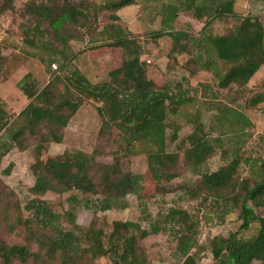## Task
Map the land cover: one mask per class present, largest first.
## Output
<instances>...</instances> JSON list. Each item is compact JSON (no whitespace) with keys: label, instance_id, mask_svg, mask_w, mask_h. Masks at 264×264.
<instances>
[{"label":"trees","instance_id":"16d2710c","mask_svg":"<svg viewBox=\"0 0 264 264\" xmlns=\"http://www.w3.org/2000/svg\"><path fill=\"white\" fill-rule=\"evenodd\" d=\"M177 1L164 12V30L150 36L155 40L165 36L171 39L170 69L173 71L184 56L187 59L180 69L190 78L197 79L206 71L212 74L218 89H247L257 74L264 71L262 20L252 14H236L237 0ZM136 2L106 0L93 9L81 0H27L22 17L31 25L23 26L24 43L33 48L46 47L47 25L54 41L65 43V49L53 50L59 57L47 62L52 77L44 88H39L31 72L18 82V89L30 103L15 121L12 122L13 116L0 99V168L3 158L15 147L28 149V138L37 140L34 150L37 160L47 145L62 143L71 120L89 101L96 103L102 119L98 136L108 143L112 162H98L99 149L92 153L68 150L49 165L37 161L32 166L35 183L31 192L38 196L69 194L70 210L60 214L48 201L29 200L24 209L30 217L18 216L8 229L10 232L21 230L24 243L9 245L0 240V264H96L106 260L107 264H151L141 242L168 231L176 235L181 264H204L193 252L200 247L201 222L184 210L159 213L148 228L136 221H115L107 233L98 225L99 212L127 209L129 196L138 199L145 213L148 173L152 176L155 194H163L174 191L170 186L172 181L184 172L198 177L195 182L180 186L185 194L200 203L211 199L226 208V213L237 212L241 222L236 232L212 240V264H264V159L258 163L251 157L244 158L239 148L230 155L220 131L228 124L231 128L242 126L243 132L251 128L252 121L245 113L225 103L212 104L217 111L214 120L219 126L218 135L209 132L201 121V114L197 113L187 120L192 126V133L187 137L188 147L181 152L171 151L170 143L179 140L181 127L171 123L169 117H178L180 109L194 103L195 98L190 96L183 81L159 86L150 79L142 60L143 47L121 27L115 28L116 34L109 41L91 47L122 51V63L109 73L107 81L93 82L76 68L67 70L76 57L69 51L72 38L67 33L69 27H85L93 20L97 25L101 13H117ZM15 3L16 0H0V16L14 11ZM191 12L197 20L205 19L199 39L185 31L171 30L180 13ZM93 13L96 15L91 20ZM112 19L119 20V17L112 16ZM217 20H236L238 25L227 35H212L208 29ZM54 61L60 62L59 71H52ZM5 62L0 50V72ZM261 79L260 91L246 101L249 109L264 105V76ZM169 130L173 131L170 138ZM216 154L223 156L226 163L216 171L204 172L205 164ZM140 155L148 163L144 174L131 170V159ZM242 165L250 170L258 167L255 181L240 177ZM10 173L11 168L5 172L8 176ZM77 207H84L95 215L87 230L75 224ZM70 218L73 230L61 224ZM176 227L180 229L176 231ZM252 230L254 235L246 239L245 235Z\"/></svg>","mask_w":264,"mask_h":264},{"label":"rangeland","instance_id":"374dc122","mask_svg":"<svg viewBox=\"0 0 264 264\" xmlns=\"http://www.w3.org/2000/svg\"><path fill=\"white\" fill-rule=\"evenodd\" d=\"M84 5L93 9L105 4L106 0H81ZM177 0H137L136 4L127 7L117 13L103 12L99 15L98 24L94 21L96 13L91 15L93 22L85 27L71 26L67 33L72 38L69 41V51L76 55L73 63L67 70L78 69L89 80L93 82H103L109 79V73L119 67L122 63L121 49H96L91 48L97 43L109 41L116 34V27L125 29L143 47L144 55L142 60L146 63L149 78L157 85H165L183 81L185 88L190 92V96L195 98V102L180 109L178 117L170 116L169 121L181 127L179 140L170 143L171 151H183L188 147L187 137L192 133V126L188 124L189 119L195 114H201V121L207 126L213 136L218 135L217 122L214 120L217 111L212 108L214 105L225 103L235 109L245 113L252 121V127L246 131H241L242 126L236 125L231 128L228 124L220 131L230 155L240 149L244 158L251 157L252 160L260 163L264 159V105L249 109L246 101L253 93L260 91L258 86L264 71L255 77L247 89L233 88L231 90H221L217 88L212 74L202 72L197 79H192L189 74L180 69L187 57H180L179 65L170 69L169 54L172 49V42L168 36L155 40L151 35L164 30L163 16L167 9L177 4ZM27 0H16L15 10L0 16V50L5 56L6 62L3 71L0 72V99H2L10 112L12 122L17 119V115L30 103V101L18 89L17 84L22 77L31 72L39 84V88H44L51 80L52 74L47 69V62L55 60L53 50L62 51L65 43L55 42L54 35L47 25L46 47L33 48L24 43L23 26L31 24L22 17ZM236 14H252L258 17L264 16V0H237L235 3ZM118 16L119 20L112 19ZM205 25V19L197 20L195 13H180L173 22L171 30L185 31L196 39L201 38V30ZM238 25L236 20L215 21L208 29L212 35H227ZM170 30V29H168ZM91 31V34L89 33ZM45 60L46 63L43 61ZM60 70V62L54 61ZM264 70V69H263ZM187 80L188 82H186ZM256 88V89H254ZM102 119L96 110V103H85L76 116L71 120L70 125L65 130L64 140L60 144L51 143L46 146V150L39 160L35 155L36 139L28 138V149L22 150L15 147L6 157L3 158L0 168V240L9 245L24 243L21 230L10 232L9 225L15 223L18 216L28 219L30 213L24 209L26 203L32 198L50 202L54 211L65 214L70 210L67 201L69 194L47 193L43 196L35 195L31 192V187L35 183V176L32 166L38 161L41 165H49L55 158L68 150L83 151L92 153L96 149L100 150L97 161L101 163H111L110 147L108 143L99 139V130ZM172 130V129H171ZM168 131V138L172 132ZM226 160L220 154H216L205 164L204 172L216 171L224 165ZM11 168L10 175L5 172ZM148 169L147 159L140 155L131 159V170L137 174H144ZM259 173L258 167L250 170L245 165L240 169V177L253 182ZM198 177L191 172H184L183 175L172 181L174 191L163 194H155V187L150 173L147 174L145 182V203L146 211L142 210L138 199L129 196L128 208L125 210H111L99 212L98 225L105 229L107 233L112 230L115 221H136L141 223L143 228H148L150 223L157 218L159 213L167 212L171 209L184 210L194 219L201 222L200 225V247L193 252L201 263L212 264L213 256L211 242L217 236L227 237L229 233L236 232L241 225L237 212L226 213V208L216 204L211 199L206 203L199 200H192L180 189L183 184L195 182ZM75 224L83 230H87L95 219L92 211L77 207ZM264 215V212H262ZM68 219V218H67ZM67 219L62 221L63 228L73 230V224ZM172 225L170 228H173ZM180 227H176V231ZM174 229L171 230L173 232ZM254 231L245 235L250 239ZM175 234L169 231L166 234L152 235L141 242L142 248L146 251L151 264H181L182 258L177 252V241ZM109 261H99L96 264H107ZM259 264V263H254Z\"/></svg>","mask_w":264,"mask_h":264},{"label":"built area","instance_id":"2783aa9c","mask_svg":"<svg viewBox=\"0 0 264 264\" xmlns=\"http://www.w3.org/2000/svg\"><path fill=\"white\" fill-rule=\"evenodd\" d=\"M52 71H58V66H57V64H53L52 65Z\"/></svg>","mask_w":264,"mask_h":264},{"label":"crops","instance_id":"0c3cea01","mask_svg":"<svg viewBox=\"0 0 264 264\" xmlns=\"http://www.w3.org/2000/svg\"><path fill=\"white\" fill-rule=\"evenodd\" d=\"M259 18H260V19L262 20V22L264 23V16L259 17ZM261 73H262V72H261ZM261 73L257 74V76L260 75ZM263 76H264V75H263ZM263 76H262V77H263Z\"/></svg>","mask_w":264,"mask_h":264}]
</instances>
